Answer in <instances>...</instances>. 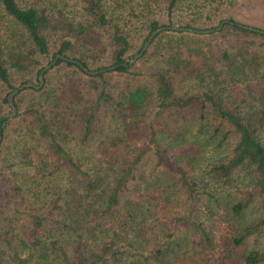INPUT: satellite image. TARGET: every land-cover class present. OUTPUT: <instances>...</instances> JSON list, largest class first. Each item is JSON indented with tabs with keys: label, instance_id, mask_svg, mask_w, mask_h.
Returning <instances> with one entry per match:
<instances>
[{
	"label": "trees",
	"instance_id": "16d2710c",
	"mask_svg": "<svg viewBox=\"0 0 264 264\" xmlns=\"http://www.w3.org/2000/svg\"><path fill=\"white\" fill-rule=\"evenodd\" d=\"M180 1L0 0V126L56 54L118 64L57 58L14 95L0 264H264V33L237 24L264 27L238 0ZM144 13L134 43L125 16ZM220 23L161 31L122 63L160 26Z\"/></svg>",
	"mask_w": 264,
	"mask_h": 264
},
{
	"label": "rangeland",
	"instance_id": "374dc122",
	"mask_svg": "<svg viewBox=\"0 0 264 264\" xmlns=\"http://www.w3.org/2000/svg\"><path fill=\"white\" fill-rule=\"evenodd\" d=\"M239 4H237V7H235V10L233 12H235L236 14H240L241 15V21H248L249 19H252L251 22H247L249 24L252 25H256L259 27H264V0H252L250 3H248L247 1H245L244 3H240L241 0H238ZM193 3H188L185 0H181L180 3L178 4V14H186L189 13L191 11V8L193 7ZM150 7L153 11L154 14L152 15H156L157 14V8L156 6L150 4ZM250 14V17H246V14ZM146 13L144 14H137L136 17H131L126 19L125 16V26H124V30L125 32L129 35L130 39L134 42V43H138V39L139 37L143 34V22L146 19ZM151 15V16H152ZM261 18H263L261 20ZM172 26H176V25H172ZM250 26V25H249ZM133 49H131V53L133 52ZM136 54V53H135ZM134 54V55H135ZM133 55V56H134ZM133 56L131 57H127L126 59L129 61L133 58ZM134 62V61H133ZM138 66V64H137ZM187 119H189V116L187 115ZM201 136H208V134H200ZM217 142L216 140H213L211 143V146L204 149V151L206 152L205 154L207 156H217V154H223L224 152L227 151L229 143H224L221 144V146L219 148L215 147V144ZM192 145H183L181 147H179V151H172L170 153V157L173 153L176 152H184V151H190L192 149L191 147ZM205 156V155H204ZM8 166L7 162H3L1 160V156H0V168H2L3 172L6 170V167ZM8 171V170H7ZM246 215L247 217L250 218V216L254 215L253 214V209L249 208L246 211Z\"/></svg>",
	"mask_w": 264,
	"mask_h": 264
},
{
	"label": "water",
	"instance_id": "95a60500",
	"mask_svg": "<svg viewBox=\"0 0 264 264\" xmlns=\"http://www.w3.org/2000/svg\"><path fill=\"white\" fill-rule=\"evenodd\" d=\"M231 23V22H230ZM222 23H220L218 25L217 28L215 29H193V28H189V27H178V26H160L154 30H152L147 37L145 38V40L142 42V45L140 47V50L133 56V58L131 60H127L124 59V61L122 63H125L128 61V63L133 62L134 60H136L137 58H139L141 56V54L143 53V51L147 48L149 42L152 40V38L159 32L161 31H185V32H194V33H201V34H206L209 33L213 30H217L220 28ZM239 27L248 30V31H253V32H257V33H264L263 30H260L258 28L252 27V26H248V25H244V24H237ZM60 58L66 61H69L71 63H75L77 64V66H79L81 68L82 71H84L86 74L89 75H95V74H99L105 71H111L114 68H116L118 66V64L115 65H111L105 68H100L97 70H89L87 68H85L80 62L73 60V59H69L66 58L65 56L61 55V54H56L47 64H45L39 71L38 75H37V84L31 82V81H26L23 84H20L18 86H16L15 88H13L11 91L8 92L7 96H6V101L7 104L9 106V112L6 114V120L5 122H7L8 120H10L12 118V116L15 113V106L13 104V97L14 95H16L20 90L24 89L25 87H33L35 89H39L41 87V85L43 84V73L45 70L49 69L50 67L53 66V64L55 63L56 59ZM3 122L0 126L3 127L4 123Z\"/></svg>",
	"mask_w": 264,
	"mask_h": 264
}]
</instances>
